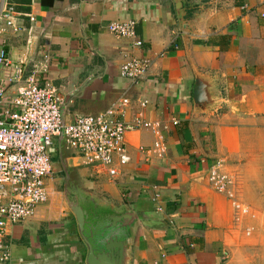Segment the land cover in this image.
<instances>
[{
  "label": "crops",
  "instance_id": "1",
  "mask_svg": "<svg viewBox=\"0 0 264 264\" xmlns=\"http://www.w3.org/2000/svg\"><path fill=\"white\" fill-rule=\"evenodd\" d=\"M178 2L177 9L173 0L5 1L20 28L2 36L7 58L25 74L34 70L39 87L56 90L66 122L126 96L123 120L146 101L143 117L160 124L166 144L163 161L145 163L138 149L153 144L152 133H127L130 162L110 178L54 139L47 202L7 228L10 264H86L65 194L87 213L98 250L108 237L123 243L124 264H264V0ZM126 21L135 22L141 47L108 33L111 22ZM131 57L150 62L136 84L119 76ZM197 81L201 107L193 101ZM6 87L9 95L18 86ZM217 161L240 176L250 210L240 224L207 187ZM111 216L119 220L112 227Z\"/></svg>",
  "mask_w": 264,
  "mask_h": 264
},
{
  "label": "built area",
  "instance_id": "2",
  "mask_svg": "<svg viewBox=\"0 0 264 264\" xmlns=\"http://www.w3.org/2000/svg\"><path fill=\"white\" fill-rule=\"evenodd\" d=\"M0 0V74L13 69V76L0 78V264H10L9 247L4 242L8 226L32 219L37 208L47 202L46 182L52 175L49 151L53 140L62 138L66 148L75 152L84 167L104 172L116 178L119 170L130 162L125 136L131 131H150L154 142L149 148H139L143 161H163L166 144L160 124L144 119L141 110L128 122L123 120L129 100L122 96L104 112L96 116H74L70 122L62 117L65 105L50 85L39 87L34 70L25 74L23 67L13 65L6 56L2 36L8 31L18 33L11 8ZM109 34L132 41L133 48L141 47L136 39L135 22H111ZM150 67L143 58L131 57L119 68V76L136 84ZM6 85H17L8 95ZM176 122H172L175 125ZM211 191L223 196L230 206L232 221L240 224L249 215V207L242 201L240 179L237 174H227L217 161L207 173ZM157 196L154 197V202ZM249 231H246V235Z\"/></svg>",
  "mask_w": 264,
  "mask_h": 264
},
{
  "label": "water",
  "instance_id": "3",
  "mask_svg": "<svg viewBox=\"0 0 264 264\" xmlns=\"http://www.w3.org/2000/svg\"><path fill=\"white\" fill-rule=\"evenodd\" d=\"M176 4V8L179 7L178 0H173ZM193 101L197 107H201L203 102V92L202 86L199 81L195 84V90L193 92ZM63 106L61 108V113L63 117ZM60 142L62 138H59ZM65 202L69 209L71 210L76 224L78 233L87 248V257L86 264H124L125 259V247L122 242H119L116 239L109 238L108 240H104L103 243H100L98 250L94 243L91 240V234H88L86 219L87 213L80 206L77 198H68L67 194H65ZM111 227L118 224L119 220L117 216H111L109 219ZM107 235H110L109 233Z\"/></svg>",
  "mask_w": 264,
  "mask_h": 264
},
{
  "label": "rangeland",
  "instance_id": "4",
  "mask_svg": "<svg viewBox=\"0 0 264 264\" xmlns=\"http://www.w3.org/2000/svg\"><path fill=\"white\" fill-rule=\"evenodd\" d=\"M145 131V130H144ZM61 143L63 144V147L65 148V150H69V151H72V150H70V149H68V148H66V146H65V144L61 141ZM219 163H220V165H221V170L222 171H224L225 173H227V174H237V172H228L227 170H225L224 169V165H223V163L222 162H220V161H218ZM56 169H58V170H60V166L59 165H56ZM52 171H53V169H52ZM208 173V172H207ZM238 175V174H237ZM118 176V175H117ZM238 177H239V179H240V176L238 175ZM206 178H207V175H206ZM55 181V180H54ZM61 182L62 181H60V182H58L57 184H59L60 186H61ZM47 183V182H46ZM207 183V182H206ZM54 184H56V182L54 183ZM55 187V186H54ZM207 187H208V185H207ZM208 189H209V187H208ZM210 190V189H209ZM213 192V191H212ZM214 193V192H213ZM240 193H241V182H240ZM216 194V193H215ZM217 195H219V194H217ZM61 196V195H60ZM60 199H61V197H60ZM242 199V198H241ZM61 201V200H60ZM243 201V200H242ZM61 204H62V201H61ZM155 210H157V211H160V209L159 208H155ZM231 219H232V214H231Z\"/></svg>",
  "mask_w": 264,
  "mask_h": 264
},
{
  "label": "trees",
  "instance_id": "5",
  "mask_svg": "<svg viewBox=\"0 0 264 264\" xmlns=\"http://www.w3.org/2000/svg\"><path fill=\"white\" fill-rule=\"evenodd\" d=\"M42 3L45 4V5H48L51 3V0H42Z\"/></svg>",
  "mask_w": 264,
  "mask_h": 264
}]
</instances>
